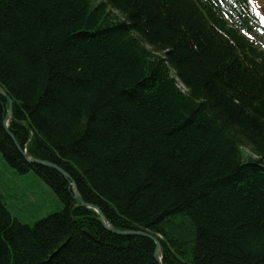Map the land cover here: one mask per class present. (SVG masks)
<instances>
[{
	"label": "trees",
	"instance_id": "16d2710c",
	"mask_svg": "<svg viewBox=\"0 0 264 264\" xmlns=\"http://www.w3.org/2000/svg\"><path fill=\"white\" fill-rule=\"evenodd\" d=\"M0 87L3 160L62 204L27 224L0 194V264H264L248 0H0Z\"/></svg>",
	"mask_w": 264,
	"mask_h": 264
},
{
	"label": "rangeland",
	"instance_id": "374dc122",
	"mask_svg": "<svg viewBox=\"0 0 264 264\" xmlns=\"http://www.w3.org/2000/svg\"><path fill=\"white\" fill-rule=\"evenodd\" d=\"M250 5L252 9L254 5L260 10V14L264 15V0H252ZM261 24L264 26V23L261 22ZM243 154L250 156L247 148L243 149ZM0 194L3 196L4 203L11 215L27 224H32L62 208L61 202L39 177L33 172L18 175L7 166L1 154Z\"/></svg>",
	"mask_w": 264,
	"mask_h": 264
},
{
	"label": "water",
	"instance_id": "95a60500",
	"mask_svg": "<svg viewBox=\"0 0 264 264\" xmlns=\"http://www.w3.org/2000/svg\"><path fill=\"white\" fill-rule=\"evenodd\" d=\"M0 94H2L3 96H6L4 90L0 87ZM8 99V98H7ZM9 102V108H8V111L6 113V116H5V121H4V126H5V129H6V132L8 133L9 136H11L10 132L7 130V121L11 118V106H12V101L11 100H8ZM14 144L17 146V143L15 142L14 138L11 136ZM18 147V146H17ZM24 153V152H23ZM27 161L31 162V163H36V164H39V165H46V166H49V167H52L54 169H56L57 171H59L62 175L64 176H68L61 168L47 162V161H41V160H38V159H33V158H30V157H27L26 158ZM70 191L72 193V196L74 197L75 200L79 201L83 206L87 207V208H93L96 213L98 214L99 216V220L102 224H104V227L107 228L109 231L111 232H114V233H117V234H125L124 232L122 231H119L117 229H114L109 223L105 222V219H104V216H103V213L101 212V210L98 208V207H95L93 205H90V204H86L82 201V198L79 194V191L75 185V183H70ZM129 234H140V235H144L146 237H151L152 235L150 234H147V233H142V232H129ZM158 242H157V249H156V252H155V255L158 259Z\"/></svg>",
	"mask_w": 264,
	"mask_h": 264
},
{
	"label": "bare ground",
	"instance_id": "6f19581e",
	"mask_svg": "<svg viewBox=\"0 0 264 264\" xmlns=\"http://www.w3.org/2000/svg\"><path fill=\"white\" fill-rule=\"evenodd\" d=\"M103 226H104V224H103ZM123 232V231H122ZM129 232L130 231H126V232H124L125 234H129ZM149 238H151V239H153L154 241H155V250H154V258L159 262V246H158V259H157V257H156V255H155V252H156V249H157V240H155L152 236L151 237H149ZM159 244V243H158Z\"/></svg>",
	"mask_w": 264,
	"mask_h": 264
},
{
	"label": "snow or ice",
	"instance_id": "6c2138e0",
	"mask_svg": "<svg viewBox=\"0 0 264 264\" xmlns=\"http://www.w3.org/2000/svg\"><path fill=\"white\" fill-rule=\"evenodd\" d=\"M251 2H252V0H249V3H251ZM253 11L256 13V15H258L260 17V21L262 23H264V15H261L260 10L257 9L254 5H253Z\"/></svg>",
	"mask_w": 264,
	"mask_h": 264
}]
</instances>
